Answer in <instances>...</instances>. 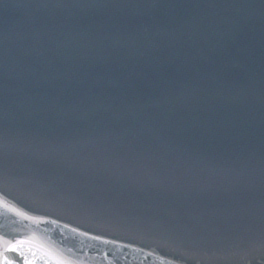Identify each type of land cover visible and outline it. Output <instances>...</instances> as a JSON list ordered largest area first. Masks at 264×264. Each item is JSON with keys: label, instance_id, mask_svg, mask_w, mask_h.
<instances>
[{"label": "water", "instance_id": "obj_1", "mask_svg": "<svg viewBox=\"0 0 264 264\" xmlns=\"http://www.w3.org/2000/svg\"><path fill=\"white\" fill-rule=\"evenodd\" d=\"M15 240V264H264V0H0Z\"/></svg>", "mask_w": 264, "mask_h": 264}, {"label": "snow or ice", "instance_id": "obj_2", "mask_svg": "<svg viewBox=\"0 0 264 264\" xmlns=\"http://www.w3.org/2000/svg\"><path fill=\"white\" fill-rule=\"evenodd\" d=\"M30 243L26 240L10 241L5 245L4 250H0V264H15V262L5 255V251L12 253H19L23 255L24 245ZM25 264H34V260L25 257ZM56 264H63V261H57Z\"/></svg>", "mask_w": 264, "mask_h": 264}]
</instances>
